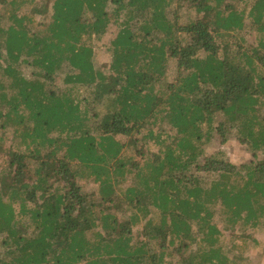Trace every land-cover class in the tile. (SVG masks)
Segmentation results:
<instances>
[{"label":"trees","instance_id":"16d2710c","mask_svg":"<svg viewBox=\"0 0 264 264\" xmlns=\"http://www.w3.org/2000/svg\"><path fill=\"white\" fill-rule=\"evenodd\" d=\"M0 6V130L24 146L0 167V264H239L214 218L264 229V0Z\"/></svg>","mask_w":264,"mask_h":264},{"label":"rangeland","instance_id":"374dc122","mask_svg":"<svg viewBox=\"0 0 264 264\" xmlns=\"http://www.w3.org/2000/svg\"><path fill=\"white\" fill-rule=\"evenodd\" d=\"M43 1V0H42ZM51 2L47 4L48 13L50 10ZM1 7V6H0ZM174 9V6L173 8ZM22 14H29V8L24 7L21 9ZM192 12L182 10L181 15L190 16ZM43 18V17H42ZM41 20L40 16L35 17V21L38 22ZM248 21V20H247ZM183 24V22H181ZM113 34V33H112ZM244 39L251 47L256 46L257 37L254 34H245L243 35ZM110 36L108 37V40ZM94 60L96 67L98 69L107 70L110 53L108 52V43L107 42H95L94 43ZM30 70L25 69L24 74H29ZM172 75L170 73V77L168 79L172 80ZM63 76L56 79V85H62ZM81 93V91L79 92ZM94 113H99L97 118L93 121V123L97 122L101 117V112L103 110V106L100 102L94 101L93 104ZM264 113V110L262 114ZM264 115V114H263ZM13 129L7 128L5 130H0V167H5L7 164V154L9 152H22L24 151V146L20 145L19 137H12ZM121 141L124 138L121 137ZM206 153L208 155L216 153V152H225L226 158L230 159L234 163H248L253 159L251 152L246 147L239 146L236 141H227L225 143H221V141L217 137H213L211 142L206 147ZM145 156L150 157L151 155L158 153V146H155L153 143L149 145V147L144 150ZM123 155L125 157H130L135 160H139V156L133 151V149H124ZM31 169L35 167V162L31 161L30 165ZM83 182V181H82ZM127 183L125 185L128 186ZM82 186L86 192H96L97 185L93 184L90 181H86L82 183ZM224 217L216 214L214 218V223L217 225L218 229L223 233V238L220 242V246L223 247L224 251L230 253V257L236 260L239 264H264V229L262 230H247L244 235H242L241 230L236 227L235 231L229 232L227 229L225 230L223 227L225 222L223 221ZM138 227H134L132 230L135 231ZM195 230V228H194Z\"/></svg>","mask_w":264,"mask_h":264}]
</instances>
